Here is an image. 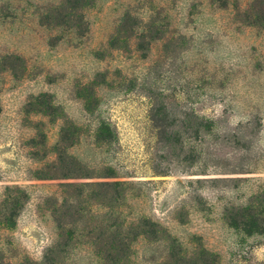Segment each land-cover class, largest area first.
Segmentation results:
<instances>
[{
	"label": "rangeland",
	"instance_id": "obj_1",
	"mask_svg": "<svg viewBox=\"0 0 264 264\" xmlns=\"http://www.w3.org/2000/svg\"><path fill=\"white\" fill-rule=\"evenodd\" d=\"M58 1L0 0V200L7 185L30 196L17 227L0 228V250L14 262L42 259L57 238L46 199L60 182L126 180V205L188 250L203 244L217 264H264V234L247 235L225 217L227 208L264 192V34L235 20L237 8L252 0H226L227 7L225 0H97L86 12L87 27L78 30L42 22L45 8ZM126 13L175 41H153L146 58L130 45L109 49ZM98 73L107 81L94 91ZM151 92L166 95L179 118L195 110L215 119V134L190 139L185 152L159 142L149 130ZM46 93L56 111L29 112ZM66 118L68 128L78 127L69 154L96 177L39 180L33 172L55 159ZM101 120L117 129L111 146L95 141ZM194 145L202 151L192 163ZM110 166L120 178L101 177ZM166 252L163 240L139 239L131 264L157 263ZM68 264L99 260L82 248Z\"/></svg>",
	"mask_w": 264,
	"mask_h": 264
},
{
	"label": "trees",
	"instance_id": "obj_2",
	"mask_svg": "<svg viewBox=\"0 0 264 264\" xmlns=\"http://www.w3.org/2000/svg\"><path fill=\"white\" fill-rule=\"evenodd\" d=\"M96 2L97 0H59L58 3L45 8L41 20L44 24L55 27L85 29L86 12ZM223 7H227L226 0ZM132 20L130 13L123 16L116 31L108 40L109 49L128 51L131 49L130 45L134 47V51L146 58L152 49L153 41L158 39L165 40L164 42L175 41V36L151 29V22L140 26L139 21ZM235 20L264 34V0H252L244 10L237 8ZM139 29H142L141 33ZM147 37L150 41L145 43ZM96 55L98 58L103 57L100 54ZM97 76L103 78L98 81L97 77L92 82L94 91L107 81L102 73H98ZM44 96L46 99L41 101L40 106L36 108L31 106L29 112L34 109L38 113L51 115L50 113L56 111L57 108L49 99L50 95L46 93ZM146 97L150 105L149 130L159 142L179 147L185 152L190 139L201 140L206 134H215L217 126L215 119L201 116L195 110L186 112L184 118H179V114L172 110L169 101L165 100L166 95L151 92ZM96 100V104H99V100ZM65 122L60 140L52 149L55 159L44 163L33 172V176L39 180L96 177L91 172H85V167L69 154L68 150L77 139L75 135L78 134V127L72 125V129L68 128L70 124L68 118ZM41 135L46 138L43 133ZM117 140V129L108 121L101 120L95 130L96 143L100 146H111ZM201 151L198 145L189 147V158L192 163L200 157ZM101 177L121 176L110 166L105 168ZM129 185L126 180L60 182L59 192L46 199L58 230L57 238L45 249L42 259L36 260L24 255L21 258L15 257L14 262L13 258H7L0 250V264H68L73 252L82 248L90 249L99 260V264H131L133 248L139 239L166 242L165 257L154 264H217V254L203 244H197L196 248L188 250L152 217L131 210L126 205ZM29 199V193L24 187L7 185L0 200V228L15 229ZM126 209L130 211L128 214L125 213ZM225 217L230 227L247 235L264 234V192L252 196L245 205L227 208Z\"/></svg>",
	"mask_w": 264,
	"mask_h": 264
}]
</instances>
